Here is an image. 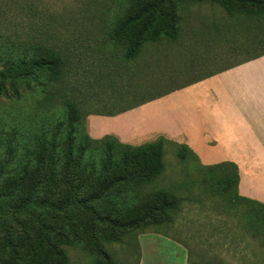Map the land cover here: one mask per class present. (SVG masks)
<instances>
[{"label": "rangeland", "instance_id": "374dc122", "mask_svg": "<svg viewBox=\"0 0 264 264\" xmlns=\"http://www.w3.org/2000/svg\"><path fill=\"white\" fill-rule=\"evenodd\" d=\"M127 1L0 0V28L5 35L19 30L22 38L29 42L32 41L31 26L38 24L48 31L55 28L50 34L57 32V42L76 38V45H79L77 36L83 33V22L103 21V18L109 23ZM178 6L181 20L177 41L163 38L159 42H148L135 60L117 59L105 73L96 71L90 78L82 75L75 80L67 76L65 82L54 88L49 86L47 71L35 72L14 85L8 83V95H0V167L5 172L3 176L20 171L29 160L35 161L34 152H40L43 147L50 150L56 142L58 152H63L71 142L74 166L78 168V175L73 178H78V184L79 179L85 177V181L91 184L90 191L95 190L101 180L99 173L104 170L106 147L88 144L82 138L87 133L86 122L90 114L133 111L141 106L139 103L155 99L222 65L218 58L226 54L225 47L230 39L217 30L222 32L227 27L222 23L228 16L226 10L212 0H182L178 1ZM89 35L92 39L96 37L95 33ZM240 50L220 62L227 64L253 53L252 48ZM0 56L2 60L10 56L3 40H0ZM205 62L207 66L199 69ZM3 69L4 61L0 63V71ZM12 89L18 93L14 94ZM52 91L53 96L48 97ZM65 99L76 101L81 110L82 124L77 134L71 132L67 123ZM146 103L145 108L154 104ZM139 113L131 114H136L134 117L140 121L144 117ZM166 118L164 115L154 121L152 131L157 140L161 137L166 140L165 172L149 184L122 185L96 204L98 212L126 222L130 219L128 211L144 202V197L158 190H171L181 202L171 211L173 222L163 226L176 230L180 237L187 239L196 264H264L263 232L257 228L255 219L248 216V209L252 207L246 202L232 203L229 195L218 193L215 186L203 184L204 171L194 157L189 156L187 163H180L178 147L162 134L168 126ZM84 146L89 149L83 151ZM63 164L64 159L59 153L56 163L58 182L64 180ZM110 207L119 208V211H109ZM76 213L71 210L67 215L75 216ZM81 215L84 223L90 219L87 214ZM27 219L28 216L23 215L20 220L30 223ZM44 219L61 230L65 227L69 234L78 226H68L62 215H44ZM13 221L9 219L10 223ZM94 229L95 240L89 234L83 235L79 225L77 233L85 239L64 246L70 264H138V251L131 230L115 231L120 234V240L115 241L111 240L109 225L96 221Z\"/></svg>", "mask_w": 264, "mask_h": 264}, {"label": "trees", "instance_id": "16d2710c", "mask_svg": "<svg viewBox=\"0 0 264 264\" xmlns=\"http://www.w3.org/2000/svg\"><path fill=\"white\" fill-rule=\"evenodd\" d=\"M178 1L182 0H128L115 15V19L109 23L103 18H101L103 21L83 22L81 24L83 33L80 32L77 36L79 45H76V38L61 40L60 44L57 42L59 41L56 37L57 32L50 34L55 28H49L48 31L41 29L38 24L31 26L32 41L29 42L22 38V32L19 30L10 31L12 34L5 35L3 28H0V32H3L0 34V40H3L6 50L10 53L5 60L0 56V63L4 61V69L0 71V95H8V83L14 85L17 81L34 75L35 72L47 71L51 82L49 86L54 88L56 84L65 82L67 76L68 78L72 76L75 80L82 75L90 78L96 71L105 73L117 59L135 60L148 42H159L163 38L177 41L181 20ZM212 1L223 6L227 12L233 13L234 3L236 5L242 0ZM90 33H95L96 37L92 39ZM90 48L94 50L91 51ZM12 92L17 94L18 90L12 89ZM51 96L53 91L48 97ZM65 106L68 108L67 123L71 132L77 134L82 124L79 105L73 99H65ZM124 111L97 114L114 116ZM82 138L88 144L106 147L104 170L99 173L101 180L93 191H90L91 184L85 181V177L79 179L78 184L76 183L78 178L75 180L73 178L78 175V168L74 166L71 142L70 144L68 142L63 152H58L56 142H53L50 150L43 147L40 152H34L35 161L29 160L20 171L7 174L5 177L3 176L5 172L0 167L2 264H70L64 246L72 244L75 240L85 239L77 233L79 225L83 235L89 234L88 236L95 240L94 223L96 221L105 223L112 230L111 240L119 241L120 234L115 232L118 229L131 230L135 235L136 231L173 222L171 211L177 207L181 199L171 190H158L144 197V202L128 211L130 219L126 222L102 216L96 209L97 203L122 185L127 187L141 183L149 184L165 172V138L161 137L139 146L121 143L111 136L100 140L93 139L88 132ZM174 144L178 147L177 157L180 163H187L189 156L198 161L200 169L204 171L203 184L215 186L218 193L229 195L232 203L247 201L239 195L240 170L235 163L202 165L187 145ZM82 149L86 151L89 148L84 146ZM59 153L64 159L62 182L56 179ZM71 210L78 213L69 217L67 214ZM108 210L119 211V208L110 207ZM81 214L89 215L90 219L84 223ZM23 215H27V220L31 222H21ZM44 215L51 217L62 215L68 221V226L70 224L72 228L78 226L69 234L65 227L61 230L56 224L47 222ZM248 216L255 219L257 228L264 236V205L260 204L257 210L248 209ZM9 219L14 221L10 223ZM73 233L75 234L72 235Z\"/></svg>", "mask_w": 264, "mask_h": 264}, {"label": "crops", "instance_id": "0c3cea01", "mask_svg": "<svg viewBox=\"0 0 264 264\" xmlns=\"http://www.w3.org/2000/svg\"><path fill=\"white\" fill-rule=\"evenodd\" d=\"M233 8L222 22L227 27L217 30L230 40L216 70L160 94L150 101L152 107L145 108L148 103L143 102L114 116L90 114L86 126L93 139L111 136L139 146L157 140L152 135L154 121L166 115L168 126L162 134L168 141L187 145L202 165L235 163L240 170L239 195L258 209L264 205V0H242ZM246 48L253 53L222 63ZM204 66L206 62L196 68ZM135 112L144 118L136 120ZM134 241L138 264L197 262L191 245L176 230L146 228L135 232Z\"/></svg>", "mask_w": 264, "mask_h": 264}]
</instances>
